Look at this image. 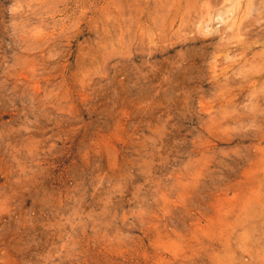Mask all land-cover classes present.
Segmentation results:
<instances>
[{
    "label": "rangeland",
    "instance_id": "rangeland-1",
    "mask_svg": "<svg viewBox=\"0 0 264 264\" xmlns=\"http://www.w3.org/2000/svg\"><path fill=\"white\" fill-rule=\"evenodd\" d=\"M0 264H264V0H0Z\"/></svg>",
    "mask_w": 264,
    "mask_h": 264
},
{
    "label": "bare ground",
    "instance_id": "bare-ground-1",
    "mask_svg": "<svg viewBox=\"0 0 264 264\" xmlns=\"http://www.w3.org/2000/svg\"><path fill=\"white\" fill-rule=\"evenodd\" d=\"M227 8H228V7H227ZM234 9H235V8H234ZM227 10H229V9H227ZM227 10H226V11H227ZM223 13H224V12H223ZM225 13H226V12H225ZM225 13H224V14H225ZM232 13H234V11H232ZM217 14H218V13H217ZM217 14H216V15H217ZM225 15H228V14H225ZM225 15H224V16H225ZM228 16H229V15H228ZM228 18H230V17H228ZM235 18H237V16H236ZM223 21H224V19H223ZM234 22H236V21H234ZM225 23H226V22H225ZM231 24H232V23H231Z\"/></svg>",
    "mask_w": 264,
    "mask_h": 264
}]
</instances>
